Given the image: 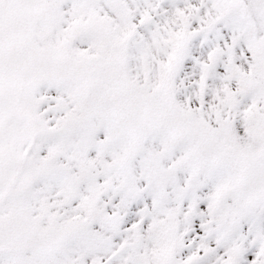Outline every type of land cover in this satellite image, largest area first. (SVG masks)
<instances>
[{"label":"snow or ice","instance_id":"snow-or-ice-1","mask_svg":"<svg viewBox=\"0 0 264 264\" xmlns=\"http://www.w3.org/2000/svg\"><path fill=\"white\" fill-rule=\"evenodd\" d=\"M0 264H264V0H0Z\"/></svg>","mask_w":264,"mask_h":264}]
</instances>
